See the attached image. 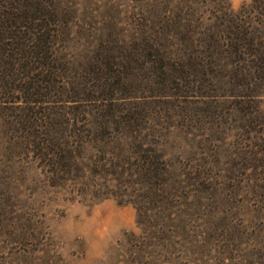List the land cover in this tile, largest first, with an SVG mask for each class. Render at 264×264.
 Here are the masks:
<instances>
[{"label": "rangeland", "instance_id": "1", "mask_svg": "<svg viewBox=\"0 0 264 264\" xmlns=\"http://www.w3.org/2000/svg\"><path fill=\"white\" fill-rule=\"evenodd\" d=\"M42 1L48 12L71 20V40L57 48L61 60L74 65L72 78L77 72L84 78L81 68L97 63L93 58L105 47L112 50L111 74L118 79L130 65V49L140 50L148 33L161 31L169 16L164 8L172 9L166 0ZM201 1L200 16L207 19L210 9ZM228 2L238 12L250 0ZM136 60L103 95L107 102L57 93L36 108L61 114L110 105L148 115L147 126L171 132L167 152L178 167L205 164L203 205L185 207L182 225L161 228L155 239L138 224L132 204L95 202L71 187L53 186L28 145L39 128L16 122L23 99H3L0 85V264H264V82H240L246 91L231 78L166 84L155 64ZM46 120L41 124L48 126Z\"/></svg>", "mask_w": 264, "mask_h": 264}, {"label": "trees", "instance_id": "2", "mask_svg": "<svg viewBox=\"0 0 264 264\" xmlns=\"http://www.w3.org/2000/svg\"><path fill=\"white\" fill-rule=\"evenodd\" d=\"M3 1V99L13 104L19 103L15 99H23L20 103L25 107L16 122L39 128L27 137L28 145L53 186L71 187L78 197H90L95 202L114 198L120 205L132 204L138 224L149 228L148 234L155 239L163 227L182 225L189 215L185 207L195 211V206L203 205L208 190L206 166L178 167L167 152L168 129L147 126L149 116L140 111L110 105L93 112L61 114L52 110L47 114L46 109L36 106L57 93L67 99L89 102L101 98L107 102L103 95L108 94L110 86L119 85L133 68L131 64L142 58L155 64L158 77L166 84L190 81L192 77L231 78L249 85L254 80L264 82V0H250L238 12L232 11L228 0H206L211 13L207 19L200 16L201 0H166L172 9L164 8L169 16H163L162 30L148 33L140 50L130 49V65L124 66L126 73L117 74L118 79L111 74L116 66L111 63L112 50L105 47L94 56L97 63L80 66L85 70L84 78L78 72L74 78L68 77L74 65L66 58L61 60L57 47L59 42H70L71 20L48 12L42 0ZM174 20V25L179 23L176 33L171 30ZM176 41L188 47H175ZM64 59L67 64H63ZM34 70L36 76L32 75ZM68 79L73 80V88H67L71 82ZM97 81L102 85L96 86ZM239 85L243 91L249 88ZM46 119L48 126L41 124L47 123Z\"/></svg>", "mask_w": 264, "mask_h": 264}]
</instances>
